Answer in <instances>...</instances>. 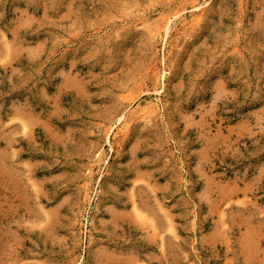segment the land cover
<instances>
[{
    "label": "rangeland",
    "instance_id": "1",
    "mask_svg": "<svg viewBox=\"0 0 264 264\" xmlns=\"http://www.w3.org/2000/svg\"><path fill=\"white\" fill-rule=\"evenodd\" d=\"M0 264H264V0H0Z\"/></svg>",
    "mask_w": 264,
    "mask_h": 264
},
{
    "label": "bare ground",
    "instance_id": "2",
    "mask_svg": "<svg viewBox=\"0 0 264 264\" xmlns=\"http://www.w3.org/2000/svg\"><path fill=\"white\" fill-rule=\"evenodd\" d=\"M174 15H175V14H174ZM170 20H171V17H167V18H166V25H167V26H168ZM157 106H158V102L156 101V103H154V104L152 105V108L156 110ZM152 108H151V107H146V108H145V111H144L145 116H144V118L147 117V116L149 115V113H150V109H152Z\"/></svg>",
    "mask_w": 264,
    "mask_h": 264
}]
</instances>
